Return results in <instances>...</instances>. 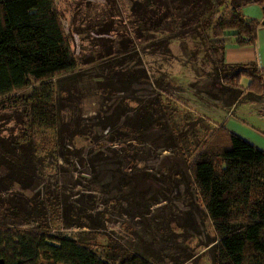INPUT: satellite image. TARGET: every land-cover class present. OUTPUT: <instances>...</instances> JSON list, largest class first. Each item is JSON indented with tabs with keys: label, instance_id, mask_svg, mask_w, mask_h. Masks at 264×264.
<instances>
[{
	"label": "rangeland",
	"instance_id": "rangeland-1",
	"mask_svg": "<svg viewBox=\"0 0 264 264\" xmlns=\"http://www.w3.org/2000/svg\"><path fill=\"white\" fill-rule=\"evenodd\" d=\"M135 1L55 0L78 59L73 71L54 78L57 91L66 96L65 103L61 104L63 114L68 119L76 113L95 118L99 114L108 116L113 110H120L118 100L124 94L143 98L155 95L154 76L150 81L134 80L129 92L124 91L123 83L117 87L115 81L109 84L101 76L99 53L107 45L115 50L120 47L124 49L121 53L133 55L128 63L137 64L140 71L150 75H161L164 71L169 77L170 84L163 81L168 86L162 94L163 108L174 116L172 126L184 129V157L187 158L208 130L223 125L209 117L214 106L221 103L218 97L224 76L220 46L212 40L214 25L226 5L244 0H204L196 10H193L195 4H186L183 0H150L153 13L167 18L162 25L167 22L165 30L154 34L155 38L165 37L169 44L168 52L160 55L154 49L144 52L147 42H140L135 36L137 23L132 8ZM125 38L127 42L122 43L121 39ZM147 51L150 53L146 55ZM139 57L142 63L138 62ZM39 83L34 81L0 96V137L24 136L28 130L26 106L29 105L23 99ZM258 96H264V91ZM248 122L259 126L252 120ZM69 131L66 128L65 132ZM163 132L164 127L154 123L128 134L115 127L105 131L103 142L107 151L117 150L124 157L122 180L116 176L109 181L108 170L94 173L92 166L86 161L82 163L74 153L68 158L57 153L40 156V174L26 180L30 187H22L18 182L8 185L10 188L0 186V196L5 197L0 202V220L27 221L20 224L27 228L44 225L45 220L38 219L35 213L21 211L13 216L10 210V195L23 193L34 200L37 195H31L37 193L71 208L67 216L60 206L48 209V228L52 232L97 244L93 247L114 259L115 264L134 252L147 256L154 264H179L184 260H187L184 264H214L216 234L212 221L204 206L195 200L186 163L171 147L175 143ZM9 171L10 164L0 161V175ZM98 210L104 214L97 215L100 220L92 224L95 227L76 224L88 221L83 218L84 211ZM245 264H264V253L247 254Z\"/></svg>",
	"mask_w": 264,
	"mask_h": 264
},
{
	"label": "trees",
	"instance_id": "trees-1",
	"mask_svg": "<svg viewBox=\"0 0 264 264\" xmlns=\"http://www.w3.org/2000/svg\"><path fill=\"white\" fill-rule=\"evenodd\" d=\"M183 1L195 4L193 10L204 2ZM248 1L260 3L264 12V0L228 4L214 25L212 40L220 46L223 61L220 101L226 99V92L229 98L235 99L238 90L243 91L239 82L244 75L250 78L244 98L264 91V68L254 62H228L223 55L226 35H233L240 44L256 41L257 28L264 19L258 21L243 14L242 5ZM150 6V0H136L132 6L137 23L135 36L140 42H147L143 46L144 52L154 49V53L160 55L168 52L169 44L165 37L155 38L154 34L165 30L167 22L164 27L162 25L167 18L153 13ZM121 40H124L122 43L127 42V38ZM106 48L99 53L98 67L109 84L114 81L115 86L123 83L124 91L129 92L134 80L150 81L154 76L155 95L143 98L124 94L118 100L120 110H113L108 116L82 117L76 113L70 119L65 118L61 104L65 103L66 96L59 94L54 78L73 71L78 66V59L55 0H0V96L27 87L34 81L40 82L28 98L23 99L29 105L26 106L28 130L24 136L11 134L8 135L11 139L0 137V161L11 166V171L0 175V186L10 188L8 185L18 182L22 187H30L26 180L40 174V156L55 153L66 158L74 153L82 163L88 162L94 173L108 170L106 178L109 181L116 176L122 180L124 157L117 150L107 151L103 142L105 131L115 127L128 134L139 131L145 124H159L164 127V136L175 143L170 145L173 152L186 163L195 200L204 206L212 221L216 234L214 264H245L247 254L264 253V150L220 125L208 130L204 139L193 147L191 155L184 157V129L172 126L174 116L163 108L162 94L168 87L163 81L170 84L169 77L164 71L161 75L140 71L137 64L128 63L133 55L121 53L124 49L120 47L115 50L112 45H107ZM149 53L147 51L146 55ZM140 59L142 57L138 62ZM129 106H133L131 110H127ZM66 128L69 133L65 132ZM72 148L74 152H71ZM86 149L88 157L85 156ZM36 195L34 200L23 193L12 194L8 198L13 216L21 211L32 212L45 223L27 228L20 225L27 221L0 220V260L3 264H115L113 258L111 260L93 247L97 244L52 232L48 228V209L60 206L67 216L71 208L67 204L64 208L58 200L40 197L37 193L31 196ZM84 214L83 218L88 221L76 224L95 227L92 224L100 220L97 215L104 212L84 211ZM118 264L154 263L147 256L134 252L123 256Z\"/></svg>",
	"mask_w": 264,
	"mask_h": 264
},
{
	"label": "crops",
	"instance_id": "crops-1",
	"mask_svg": "<svg viewBox=\"0 0 264 264\" xmlns=\"http://www.w3.org/2000/svg\"><path fill=\"white\" fill-rule=\"evenodd\" d=\"M242 12L246 17L262 21L264 12L262 5L258 2L248 1L242 5ZM224 59L233 63H256L260 68H264V23L257 28L255 43L240 44L233 35L225 36L223 49ZM250 78L244 75L240 79L238 96L233 99L228 97L221 101L219 106L209 113V117L217 124H223L228 129L241 135L257 147L264 150V96L259 97L251 94L249 98H244L247 94V86ZM254 121L259 126L251 125L248 121Z\"/></svg>",
	"mask_w": 264,
	"mask_h": 264
},
{
	"label": "water",
	"instance_id": "water-1",
	"mask_svg": "<svg viewBox=\"0 0 264 264\" xmlns=\"http://www.w3.org/2000/svg\"><path fill=\"white\" fill-rule=\"evenodd\" d=\"M0 264H3V261L0 260Z\"/></svg>",
	"mask_w": 264,
	"mask_h": 264
}]
</instances>
